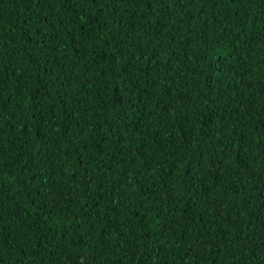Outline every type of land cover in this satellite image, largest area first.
Instances as JSON below:
<instances>
[{
  "label": "trees",
  "instance_id": "obj_1",
  "mask_svg": "<svg viewBox=\"0 0 264 264\" xmlns=\"http://www.w3.org/2000/svg\"><path fill=\"white\" fill-rule=\"evenodd\" d=\"M0 264H264V0H0Z\"/></svg>",
  "mask_w": 264,
  "mask_h": 264
}]
</instances>
